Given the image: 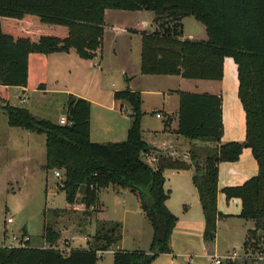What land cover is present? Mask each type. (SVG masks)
Here are the masks:
<instances>
[{"label":"trees","instance_id":"1","mask_svg":"<svg viewBox=\"0 0 264 264\" xmlns=\"http://www.w3.org/2000/svg\"><path fill=\"white\" fill-rule=\"evenodd\" d=\"M107 10L153 12L155 32H141L143 75L180 76L185 80L220 83L224 62L238 67L239 98L246 114L244 143L222 144L224 135L221 94L179 92L176 133L189 141L216 144L213 155L189 160L157 151L144 140L142 98L130 89L115 92L117 101L131 110V126L124 142L105 144L90 140L91 103L68 96L67 125L39 119L25 108L9 105L10 88L27 87L31 54L74 50L85 60L102 52ZM194 17L203 24L208 40L185 38L181 21ZM13 128L46 135V170L64 172L68 204L82 195L87 210L98 205V194L110 186L128 189L142 202L153 228L149 253L117 252L114 264H152L172 252L171 239L178 218L166 206V170H193L205 218L204 242L214 246L218 211L219 164L234 163L250 148L259 173L240 187L226 188L227 199L242 202L240 217L252 221L245 248L258 249L264 238V0H0V105ZM152 158H156L153 162ZM44 239L51 248L0 246V264H98V252L110 251L122 240L120 223L100 221L87 249H59L60 234L46 214ZM262 232L261 238L259 232ZM212 254L213 251L210 249Z\"/></svg>","mask_w":264,"mask_h":264},{"label":"crops","instance_id":"2","mask_svg":"<svg viewBox=\"0 0 264 264\" xmlns=\"http://www.w3.org/2000/svg\"><path fill=\"white\" fill-rule=\"evenodd\" d=\"M112 11L113 10H107L105 13L103 49L94 59H82L74 50L48 55L31 54L28 60L27 87H12L10 88V92L13 89L20 90L23 93L38 91L42 95L41 97H47L52 93H61L88 100L91 103L90 140L92 143L96 144L124 142L127 140L131 126V120L129 118L131 108L127 103L115 100L114 94L115 92L124 91L126 89L138 92L141 94L142 110L144 112L142 119L144 140L149 146L156 150L158 149L157 151L186 160H189L194 141H187L189 150L186 153L179 156L173 154L176 144L181 139V136L176 133L178 128L179 92L221 94L223 99L224 139H226V143H224V139H222V144L245 142L246 133L244 131L243 121L237 123V119L236 121L231 119L234 113L239 115L240 105L234 96L233 104L231 103L227 106V99L224 96L225 92L221 87V84H224L222 83L223 80L218 83L211 81L185 80L180 76L143 75L141 73L142 49L139 47V43L142 41L141 32H152L148 31L147 28L150 23L154 22L156 15L153 12L139 11L137 12L140 14L139 16H141V14L144 16L147 13L149 15L148 19L141 18L137 26H128L125 22H121L117 15H113L109 19L111 20L110 22L108 20V15L113 13ZM155 28H158L156 24ZM131 32H133V35H131ZM135 37L137 38L138 49L133 47ZM184 37L196 39L194 35ZM67 73L68 77L66 76ZM111 73L115 75L117 82L122 84H120L121 86L118 88L106 90L102 86L103 78ZM69 77L72 78L73 83H85L88 77H91L96 80V83H100V86L95 93H91V91H87L86 93L66 92L64 88L55 89L50 87V85H53L52 83H66ZM10 101L11 97L9 103ZM227 107L230 113L229 119ZM27 110L34 116H36L35 113L38 111L36 107L33 106ZM149 113L151 117L148 116ZM157 114H160L161 118H157ZM65 117L66 116L61 119ZM7 126H9L8 118ZM26 132L27 135L25 136H30L32 134L30 131L28 132L26 130ZM24 138L25 137L22 136V139ZM9 143L8 139L3 140L0 138V146L2 145L3 148H6ZM17 146L19 147L20 144H17ZM251 153L252 150L246 148L237 162L219 164L218 211L223 216L218 219L216 239L212 247H208L204 242L205 218L198 190L193 183V170H166L164 172L166 179L165 190L170 193L166 206L169 211L178 218V222L172 234V252L161 255L172 258L175 253L173 246L176 244V241L181 242L187 251H191L192 254H186L184 256L187 261L191 263H193L194 257L210 260V256H223L235 251L236 247H242L245 254L248 231L254 230L255 224L252 221H247L240 217L242 212L241 200L238 198L227 199L224 190L226 188L240 187L258 175H256V164L258 166V163L255 158L253 159L255 161H252L250 157ZM27 155V161L30 162L32 159L31 149L28 150ZM196 155L201 158L199 153ZM123 196L126 200L124 203L125 214L136 215L137 212L133 211V209L135 205L141 208L140 203H138L140 200L138 199L139 197L128 189H124ZM127 201H129L132 206L131 210L127 208ZM98 205H100V203H98ZM138 212L142 216L145 214L142 210ZM12 224H14V221ZM45 224L46 221L44 223L43 236ZM21 234L29 237V246L31 247L32 237L25 225L21 227ZM153 234L154 232L152 235ZM10 236L7 230L4 231L0 238L2 241L1 244L9 243ZM64 241H66V239ZM261 242H264V238ZM47 245L46 243V246ZM46 246L41 248H45ZM116 246V250L113 248L110 250L113 254V260L114 254L117 252H135L134 250L127 249L124 240L120 241ZM59 247H61V245ZM195 249L201 252L196 253L194 251ZM210 249L214 254L210 252ZM71 250L72 248L70 247V251ZM262 254H264V252ZM171 263H173V259ZM255 264L263 263L256 261Z\"/></svg>","mask_w":264,"mask_h":264},{"label":"rangeland","instance_id":"3","mask_svg":"<svg viewBox=\"0 0 264 264\" xmlns=\"http://www.w3.org/2000/svg\"><path fill=\"white\" fill-rule=\"evenodd\" d=\"M112 12L117 14L109 12L111 14L108 15V20L113 15H117L120 21L125 22L128 26H137L141 18L148 19L149 17L147 13L144 16L143 14L139 16L140 14L137 12L114 10ZM109 21L111 22V20ZM181 24L184 36L194 35L198 40H208L205 26L195 20L194 17L184 18ZM147 29L155 32L158 28H155L154 23H150ZM131 35H133V32H131ZM136 39L135 37L133 47L138 49ZM139 47L142 49V41L139 43ZM66 76L68 77V73ZM86 82L73 83L72 78L69 77L66 83H52L53 85H50V87L55 89L64 88L66 92L86 93L91 91V93H95L100 86V83H96V80L91 77H88ZM222 83H224L221 84V87L225 92L223 93L227 99V106L233 102L234 96L240 105L239 115L234 113L231 119H234V121L237 119V123L243 121L246 133V114L239 98L238 67H236V63L231 57L226 58ZM120 84L122 83H118L115 75L111 73L103 78L102 86L106 90H112L121 86ZM41 96L38 91L23 93L20 90L13 89L10 92L11 101L9 104L25 109H30L32 106L36 107V110H38L35 113L37 118L60 124V119L66 116V105L69 95L52 93L47 97ZM23 99H25V102H23ZM227 115L229 119L228 107ZM148 116L151 117V114L149 113ZM26 133L24 129L7 126V116L2 105H0V138L3 140L8 139L10 142L6 148H3L2 145L0 146V238L6 230L11 235L10 238L13 234L20 235L21 227L25 225L32 237L31 247L41 248L46 246L43 236L44 223L46 221L45 214L52 210L57 212V216L49 220V223L60 234L59 246L61 245V247L68 242L70 244L69 247L72 249H87L89 244L93 243V237L99 222L110 221L121 222L120 224L123 227L122 240H124L127 249L149 252L153 230L146 214L142 216L138 212L139 210L143 211L141 200L138 202L141 208L135 205L133 209L137 214L127 215L124 209L126 201L123 196L124 189L110 186L99 191L98 203L101 206L97 205L95 212L87 210L85 205L82 204V195L79 196L75 204H68L63 190L64 172L62 170H46L43 166L46 164V135L32 132L30 136H25L27 135ZM22 136L25 138L22 139ZM222 139H224V135ZM187 141V139L181 137L173 150V154L179 156L186 153L189 150ZM223 142L226 143V139ZM193 143L192 151L195 154L199 153L202 160L210 156L216 146L212 142L200 140H196ZM17 144H20V146L18 147ZM29 149H31L32 157L30 162L27 161ZM250 155L252 161H255L253 160V153ZM56 171L60 172V178L55 176ZM258 172L256 164V175ZM126 205L129 210L132 209L129 201H127ZM9 218L13 219L14 224H7ZM65 239L66 241H64ZM1 242L0 239V245ZM263 245L264 242H261L258 249L249 246L246 248L245 254L242 247H236L233 252L242 257L234 264H255L257 257L264 256L262 254L264 252ZM113 249L116 250L117 246H114ZM173 250L175 253L172 258L160 254L152 264H210L209 259L203 258L194 257L193 263L187 261L184 256L192 253L187 251L179 241H176ZM194 251L196 253L201 252L196 249ZM172 259L173 263H171ZM257 261L264 264V260ZM98 264H114L112 252L102 255Z\"/></svg>","mask_w":264,"mask_h":264},{"label":"built area","instance_id":"4","mask_svg":"<svg viewBox=\"0 0 264 264\" xmlns=\"http://www.w3.org/2000/svg\"><path fill=\"white\" fill-rule=\"evenodd\" d=\"M23 102H25V99H23ZM157 118H161L160 114H157ZM61 125H67L68 121L66 118L61 119L60 121ZM153 162H156V158H152ZM55 176L57 178L61 177L60 172L56 171L55 172ZM95 208H92L91 210H94ZM13 223V219L9 218L7 220V224H12ZM29 237L27 235L24 234H20V235H15L13 234L12 237L9 240V243H3L0 246L1 247H7V248H21V247H27L29 246ZM69 243L66 242L64 244L63 247H57L56 249H59L60 251L64 252V253H68L70 252V247H69ZM45 248H51L50 245H47ZM110 251L107 252H98V256L100 258H102V255H104L105 253H109ZM242 256H240L239 254H237L236 252H231L228 254H225L223 256H217V255H212L210 256V264H234L237 260H239ZM257 260H264V256L261 255L259 257L256 258ZM180 264V263H179Z\"/></svg>","mask_w":264,"mask_h":264},{"label":"water","instance_id":"5","mask_svg":"<svg viewBox=\"0 0 264 264\" xmlns=\"http://www.w3.org/2000/svg\"><path fill=\"white\" fill-rule=\"evenodd\" d=\"M1 105L4 107V106H6L7 104H6V103H5V104L1 103ZM259 234L262 235V232H260Z\"/></svg>","mask_w":264,"mask_h":264}]
</instances>
